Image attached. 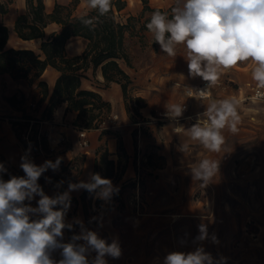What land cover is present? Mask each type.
<instances>
[{
	"label": "rangeland",
	"instance_id": "1",
	"mask_svg": "<svg viewBox=\"0 0 264 264\" xmlns=\"http://www.w3.org/2000/svg\"><path fill=\"white\" fill-rule=\"evenodd\" d=\"M129 1L132 8L136 1L143 4V10L137 13L140 16L138 26L145 20L150 21L151 15H146V11L152 14L159 10L167 13L170 19L171 10L177 5V0H167L161 9H150L144 8L143 0ZM13 2L19 7L21 0ZM47 2V9L51 10L55 0ZM154 2L149 0L151 6ZM86 8L81 1L78 12ZM145 31L147 29L127 43L133 66L139 70L140 77V82L135 84L133 81L129 89L128 109L124 97L127 120L133 123L154 120L158 124H176L178 131L185 130L202 115L198 113L199 97L189 95L186 90L199 86L203 80L189 76L184 44L177 45L175 56H168L154 42L153 36L147 40ZM252 67L250 61L238 62L234 67L222 70L218 83L213 87L212 98L235 97L241 101L237 109L241 117L238 131L233 134L227 128L223 130L224 143L219 152H209L198 142L191 141L188 142L191 150L182 153L179 151L182 141L174 139L171 144L165 143L159 133L152 134L147 130V147L141 157L137 154L140 174L135 175V179H123L125 156L120 162H110L105 149V138L108 137L103 136L97 149L99 160L94 164V172L118 185L119 194L103 213V227L98 228L95 222L88 223L91 217L100 213L101 201L94 200L88 193L82 199L83 190L77 196L79 202L72 200L67 220L71 222L78 214L76 203H81L83 221L88 228L98 231L109 243L113 237H118L122 255L118 259L107 257L108 264H163L169 252L194 250L193 239L199 234L198 225L201 223L206 224L209 234H215L219 241L218 244L210 240L202 242L213 257H226L227 264H264V103L252 100L250 84H256L251 77ZM164 81L168 84L166 89L161 87ZM150 88L156 92H149ZM136 96L143 99L130 98ZM173 104H183L186 109L176 120L166 115V107ZM111 118L113 124H119V115L113 113L112 108L101 124H106ZM200 119L203 121L205 118L201 116ZM118 130H113L117 140L115 132ZM136 135H139V130H135ZM164 143L166 153L163 151ZM57 156L54 153L53 161ZM205 158L217 161L219 167L213 180L206 187H201L200 182L192 180L189 169ZM74 159L61 171V180L71 179L81 171L82 156ZM44 191L49 195L54 193L47 184ZM76 232H79L78 227ZM72 234L67 230L64 241L67 242ZM181 240L186 243L181 244ZM53 257L61 258L58 251L53 253Z\"/></svg>",
	"mask_w": 264,
	"mask_h": 264
},
{
	"label": "clouds",
	"instance_id": "2",
	"mask_svg": "<svg viewBox=\"0 0 264 264\" xmlns=\"http://www.w3.org/2000/svg\"><path fill=\"white\" fill-rule=\"evenodd\" d=\"M85 3L99 16L108 14L112 7V0H85ZM81 21L85 26L94 27L92 18H81ZM146 28L168 56L176 55L177 45H185L189 76L207 82L204 88L196 90L200 99L211 95L210 89L218 83L222 70L249 61L257 87L252 100L255 103L264 99V92L260 91L264 89V0H177L170 19L167 13L154 11ZM240 103L235 97L210 100L196 123L186 129L189 140L198 142L209 152H219L224 143L223 130L227 128L233 134L238 131ZM166 109V115L172 120L182 117L186 110L179 104ZM201 116L205 118L203 121ZM31 148L29 143L20 157L22 176L10 175L5 180L3 176L8 169L0 162V264H108L107 257L120 258L122 249L118 237L109 243L81 218L67 220L72 193L83 190L101 201L100 213L88 223L103 227V213L119 194V186L98 172L89 173L87 180L68 179L54 184L51 177L45 176V182L53 184L55 189L49 195L39 180L49 169L59 171L62 160L57 157L55 161L45 160L38 165L31 158ZM190 150L188 142L179 146L182 153ZM218 167L217 161L205 158L193 165L189 174L194 182L206 187ZM33 200H36L35 207ZM65 230L73 233L67 242ZM198 233L193 239L194 250L169 252L163 264H227L226 257L215 258L203 247L205 240L219 243L215 234H209L206 224L198 225ZM57 251L59 260L53 257Z\"/></svg>",
	"mask_w": 264,
	"mask_h": 264
},
{
	"label": "trees",
	"instance_id": "3",
	"mask_svg": "<svg viewBox=\"0 0 264 264\" xmlns=\"http://www.w3.org/2000/svg\"><path fill=\"white\" fill-rule=\"evenodd\" d=\"M81 1L61 2L55 0L53 8L48 10L46 0H26V9L16 16L14 29L22 38H42V52H37L29 47L8 46L9 27L4 21H0V72H8L15 79L26 80L30 85L35 84L39 88L40 98L36 103L31 102L33 110L38 111L49 96L47 81L41 78L44 70L49 65L60 70L54 89L40 116L27 110L24 105L27 98L24 90L19 89L8 96L11 104L23 111L20 119L13 120L17 133L20 137L24 133H26V137L29 135L35 150H40L41 147L49 148L48 135L41 129L42 121L51 118L55 108L61 102L68 103L67 109L79 111L74 120V124L79 126L100 127L102 121L108 116L112 108L111 102L105 99L98 90L82 86V80L84 77H88L90 68L95 71L101 67L106 85H110L113 81L120 83L127 109L129 107V89L132 87L134 79L122 65L124 62L133 66L127 47V38L147 29L148 21L145 20L138 26L137 21H140V16L129 11V0H112V7L105 16H99L96 10L88 7L85 11L78 12ZM12 2L13 0H0V13H7ZM143 2L144 8L161 9V7H152L149 0H143ZM81 18H92L94 27L85 26ZM51 22H57L60 28L48 33L47 25ZM74 36L83 37L86 46L81 53L70 54L66 44L68 39ZM130 98L137 101L143 99L142 96ZM110 131L114 133L104 127L102 133ZM115 134L118 137V162L122 161L125 156L123 166L125 168L127 153L123 135L120 130ZM57 157L62 160L60 170L53 172L49 169L39 180L43 188L47 184L54 191L53 184L62 179L61 171L67 165L61 156ZM49 160L53 161V157ZM109 161L113 164L116 163L114 159H109ZM0 162H3L8 169V173L3 176L7 180L12 175V168L1 156ZM19 176H22L21 172H19ZM45 176L51 177L53 184L46 183ZM66 186L65 184L64 187L66 188ZM86 194L87 192L83 191L81 198L84 199ZM78 199L77 196L72 195V200L79 202ZM86 217L88 218L87 212Z\"/></svg>",
	"mask_w": 264,
	"mask_h": 264
},
{
	"label": "crops",
	"instance_id": "4",
	"mask_svg": "<svg viewBox=\"0 0 264 264\" xmlns=\"http://www.w3.org/2000/svg\"><path fill=\"white\" fill-rule=\"evenodd\" d=\"M82 1L85 3V0ZM165 1L167 0H155L153 5L163 7L165 5ZM24 3L25 0H21L18 7L15 2H12L9 5V11L7 13H0V21H4L9 27L7 45L15 47H29L33 48L37 52H42V38H22L14 29L16 16L26 8V4ZM128 9L132 13L137 14L139 11L143 10V4L136 1L135 7L132 8L129 1ZM149 14L151 15V12L146 11V15ZM59 28L60 25L57 22H51L47 25V32L50 33L51 31ZM145 33H147V40L150 41L152 34L148 30L145 31ZM134 36L127 38V43L132 39L135 40L136 36ZM85 46L86 41L81 36L69 38L66 44L67 51L70 54L81 53ZM130 48L133 49L132 46H130ZM122 65L132 75L135 81L134 83L138 84V82H140L138 74L139 70H137L135 66H129L124 62H122ZM59 75L60 70L52 65L47 66L41 75V78L47 81L49 96L54 89L55 82ZM167 85V81H164L161 87L166 89ZM252 85L253 84H250L251 89ZM82 86L98 90L105 99L111 102L113 113L115 112L119 115V124H113L114 122H112L113 120L111 118L109 122L101 124L100 127H83L76 125L74 124V120L77 118L79 111L75 109H67L68 103L64 101L57 105L51 118L44 119L42 121L41 129L48 135L49 148L45 149L44 147H41L40 150H35L29 135L28 137H26V133H24L22 137L18 135L16 125L13 124V120L20 119L23 111L12 105L8 100V96L19 89L24 90L27 96L24 105L28 111L36 113L38 116L41 115L43 108L46 106L49 96L42 103L41 108L38 111H35L31 107V102L34 101L36 103L40 98L41 92L39 88H37L35 84L30 85L26 80L15 79L8 72H0V156L5 160L6 164L12 168V175L19 176V172L24 175L19 167L20 157L29 147V143H31V158L38 165L42 164L45 160H49V158L54 157V153L61 156L66 164L69 162L73 163V160H75L74 158L81 155L83 160L82 169L77 176L71 179L73 182L80 179L87 180L89 173L94 172V164H96L97 159L99 160L97 149L104 135L108 137L105 138L107 139V158L114 159L116 163L119 159L118 140L111 131L102 133L104 127L109 128L112 131L114 129H119L123 135V141L127 153V164L124 168L123 179L126 177L135 179L134 176H139L140 174L139 166H137L140 158L137 157V154L141 157L142 151L147 147V136L145 135L147 130L152 134L159 133L165 143L168 142L171 144V141L174 139L180 140L182 143L191 142L189 137L186 135V129L178 131L175 126L176 124H158L154 120L134 123L129 122L127 120V109L125 106L124 93L121 84L113 81L110 85H106L101 67H98L95 71L93 68H90L88 70V77H84L82 80ZM140 87L141 86L138 88ZM149 92L155 93L156 90L154 88H150ZM213 99L217 100V98L212 97H208L203 100L198 98V113H203L207 104ZM141 108L144 109V107ZM80 128H82V130H80ZM142 128H144V132L142 131ZM135 130H139V135L134 136ZM81 131H85L84 136L81 135ZM165 143L163 144L164 153L167 152ZM81 192L82 191L73 192L72 195L79 196ZM38 199L39 197L36 198V200ZM36 200L31 202L33 207L36 206ZM76 204L78 205V214L75 217H79L83 220V212L80 210L81 203ZM66 231L67 230H65V232Z\"/></svg>",
	"mask_w": 264,
	"mask_h": 264
},
{
	"label": "built area",
	"instance_id": "5",
	"mask_svg": "<svg viewBox=\"0 0 264 264\" xmlns=\"http://www.w3.org/2000/svg\"><path fill=\"white\" fill-rule=\"evenodd\" d=\"M207 82L203 81L199 86L196 87H189L187 88V93H189V95H196V90L200 89V88H204ZM252 96L254 97L257 91V87L256 84H253L252 86ZM261 92H264V89H260ZM211 95L209 97H211L213 95V87L210 89ZM260 101H262L264 103V99H261ZM183 105V104H180ZM81 135L84 136L85 135V131H81Z\"/></svg>",
	"mask_w": 264,
	"mask_h": 264
},
{
	"label": "bare ground",
	"instance_id": "6",
	"mask_svg": "<svg viewBox=\"0 0 264 264\" xmlns=\"http://www.w3.org/2000/svg\"><path fill=\"white\" fill-rule=\"evenodd\" d=\"M48 1V0H47ZM51 1V0H50Z\"/></svg>",
	"mask_w": 264,
	"mask_h": 264
}]
</instances>
